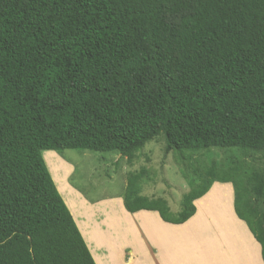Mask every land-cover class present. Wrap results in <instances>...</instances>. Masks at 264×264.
<instances>
[{
  "label": "trees",
  "instance_id": "1",
  "mask_svg": "<svg viewBox=\"0 0 264 264\" xmlns=\"http://www.w3.org/2000/svg\"><path fill=\"white\" fill-rule=\"evenodd\" d=\"M160 134L167 153L264 151V0H0V264H96L43 150L130 160ZM240 168L205 167L175 216L132 173L123 205L179 224L230 182L264 263V172Z\"/></svg>",
  "mask_w": 264,
  "mask_h": 264
},
{
  "label": "crops",
  "instance_id": "2",
  "mask_svg": "<svg viewBox=\"0 0 264 264\" xmlns=\"http://www.w3.org/2000/svg\"><path fill=\"white\" fill-rule=\"evenodd\" d=\"M47 152L63 169L65 191L50 170ZM42 154L96 264H264L259 242L234 211L230 182H214L194 200V214L174 224L155 210L128 212L122 194L87 198L66 179L72 165L62 154Z\"/></svg>",
  "mask_w": 264,
  "mask_h": 264
},
{
  "label": "rangeland",
  "instance_id": "3",
  "mask_svg": "<svg viewBox=\"0 0 264 264\" xmlns=\"http://www.w3.org/2000/svg\"><path fill=\"white\" fill-rule=\"evenodd\" d=\"M60 154L72 165L66 179L87 198L121 195L127 177L141 171L140 194L166 200L172 216L179 211L183 194L198 185L204 168L209 165L239 166L241 172L245 169L264 172V151L246 153L239 148L211 147L167 153L161 134L146 141L130 160L112 151L63 149ZM252 203L264 208V200L252 198Z\"/></svg>",
  "mask_w": 264,
  "mask_h": 264
},
{
  "label": "bare ground",
  "instance_id": "4",
  "mask_svg": "<svg viewBox=\"0 0 264 264\" xmlns=\"http://www.w3.org/2000/svg\"><path fill=\"white\" fill-rule=\"evenodd\" d=\"M52 153L46 154L47 163L50 166L51 172L54 174L57 184L61 187V190L65 191V183H64V173L61 166L58 165V161ZM60 163V162H59Z\"/></svg>",
  "mask_w": 264,
  "mask_h": 264
}]
</instances>
